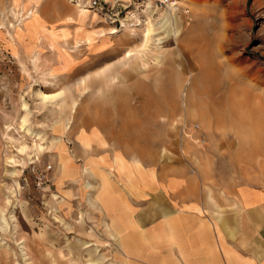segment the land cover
Instances as JSON below:
<instances>
[{"label":"rangeland","instance_id":"obj_1","mask_svg":"<svg viewBox=\"0 0 264 264\" xmlns=\"http://www.w3.org/2000/svg\"><path fill=\"white\" fill-rule=\"evenodd\" d=\"M90 1L0 0V264H192L264 192V0Z\"/></svg>","mask_w":264,"mask_h":264},{"label":"crops","instance_id":"obj_2","mask_svg":"<svg viewBox=\"0 0 264 264\" xmlns=\"http://www.w3.org/2000/svg\"><path fill=\"white\" fill-rule=\"evenodd\" d=\"M158 186L160 192L171 193L172 185H163L162 183H159ZM240 203L244 209L237 212L239 215H227L226 217L228 220L225 216L223 217V215L220 214L215 216L217 221L214 219H207V222H205L203 219H200L199 222L205 223L204 228L194 231L191 230L190 234H192V236L189 237L194 239H192L190 246L192 264H204L203 260L205 257L207 259L205 264H264V209H261V207H264V192L245 190L242 194L241 191ZM187 206L194 207L193 205ZM193 211H190L192 215L189 216L191 217L190 219L196 220L195 217H198L199 215H194ZM165 216L166 214H164L162 218ZM236 217L239 220L241 218L244 220L249 218L252 220L253 227L251 228V225H249V221L247 222V220L237 221L233 219ZM133 219L136 221L137 226L142 229L150 228L156 224L150 223L146 228L143 227L141 222L136 218L134 212ZM242 223L246 226V229L245 231L242 230V237L240 239L242 243L241 247L234 244L226 235L228 233L233 237L234 233L229 229L236 228V224ZM192 227H194V225ZM198 233L204 234L205 238L200 237V241H198L196 237V234ZM201 239H206L207 244L202 245L201 243H203V241ZM59 251L63 258L64 255L62 251ZM68 252L70 256L76 255L70 254L69 247ZM159 262V264H167L165 258L162 257L159 258ZM55 264L58 263L56 262ZM59 264L72 263L68 258L64 259V263L59 262Z\"/></svg>","mask_w":264,"mask_h":264},{"label":"bare ground","instance_id":"obj_3","mask_svg":"<svg viewBox=\"0 0 264 264\" xmlns=\"http://www.w3.org/2000/svg\"><path fill=\"white\" fill-rule=\"evenodd\" d=\"M23 18H24V17H23ZM25 19H27V18H25ZM174 32H175V33H178L179 30L176 29V31H174ZM150 40H151V29H149V30L147 31V33L145 34V36H144L143 47H146V46L149 44ZM157 41H160V39H157ZM129 55H130V54H129ZM127 56H128V55H127ZM128 57H129V56H128ZM137 69H138L139 71H144V70H145L144 66H143L141 63H138ZM215 77H216V76H215ZM215 77H213V78H214L215 81H217V78H215ZM38 97H40V99H41L42 101L47 102V101H51V99H56V98L58 97V95H57V94H56V95H46V94H44V93H42V92H39V93H38ZM224 100H225V99H224ZM223 103H224V102H223ZM22 106H23L24 109H26V105H25V104H23ZM25 122H26V120L24 119V120H23V123L25 124ZM25 131H26L28 134H31V131H30L29 128L25 129ZM33 135H34V137L37 138V139H40V140H41V138H42V137H40L39 134H33ZM36 147H37V149H41V148H42L41 145H36ZM85 172H86V170H85ZM86 187H87V188H91L92 186L90 185V183L87 182V183H86ZM121 241H122V240H121ZM124 243H126V246H128L129 248H131V246L134 245V243H133L129 238L126 239Z\"/></svg>","mask_w":264,"mask_h":264},{"label":"built area","instance_id":"obj_4","mask_svg":"<svg viewBox=\"0 0 264 264\" xmlns=\"http://www.w3.org/2000/svg\"><path fill=\"white\" fill-rule=\"evenodd\" d=\"M90 6L92 8L97 6V0H91L90 1ZM197 129H198V125H194L192 127L191 130H193V133H187L185 134V138H189L190 141H192V143L198 145V146H202L203 144H205V139L203 138V136L198 135L197 133ZM38 179V185L42 186L46 183L47 179L44 175H40L39 177H37Z\"/></svg>","mask_w":264,"mask_h":264}]
</instances>
